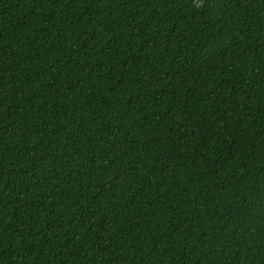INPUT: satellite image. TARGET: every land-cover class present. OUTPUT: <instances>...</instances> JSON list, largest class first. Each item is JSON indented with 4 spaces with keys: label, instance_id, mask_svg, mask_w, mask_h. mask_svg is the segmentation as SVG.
<instances>
[{
    "label": "trees",
    "instance_id": "16d2710c",
    "mask_svg": "<svg viewBox=\"0 0 264 264\" xmlns=\"http://www.w3.org/2000/svg\"><path fill=\"white\" fill-rule=\"evenodd\" d=\"M0 264H264V0H0Z\"/></svg>",
    "mask_w": 264,
    "mask_h": 264
}]
</instances>
